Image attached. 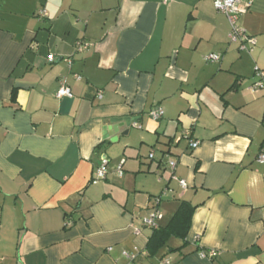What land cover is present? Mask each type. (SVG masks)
I'll use <instances>...</instances> for the list:
<instances>
[{
    "label": "crops",
    "instance_id": "1",
    "mask_svg": "<svg viewBox=\"0 0 264 264\" xmlns=\"http://www.w3.org/2000/svg\"><path fill=\"white\" fill-rule=\"evenodd\" d=\"M251 1L237 21L257 50L229 42L213 0H0L1 264H127L135 247V264H264V92L250 90L264 0ZM181 201L199 205L187 245L148 256L142 219L165 224Z\"/></svg>",
    "mask_w": 264,
    "mask_h": 264
},
{
    "label": "built area",
    "instance_id": "2",
    "mask_svg": "<svg viewBox=\"0 0 264 264\" xmlns=\"http://www.w3.org/2000/svg\"><path fill=\"white\" fill-rule=\"evenodd\" d=\"M251 0H213V7L216 12L223 14L229 23L230 33H229V42L230 43H239L242 49H246V45L254 46L255 40L254 38L248 36L244 30L238 27L237 20L240 16L246 14L251 7ZM37 18H45L46 12L44 10H39L36 14ZM85 45L78 46V50L84 49ZM207 60L209 61H218V56L210 55ZM49 62L53 61V57H49ZM250 90L254 93L257 92H264V71L254 68V81L251 84ZM72 96L71 90L67 85L65 79L60 80L59 89L56 92V98H70ZM150 117L152 120L157 121L159 120L163 112L161 109H154L150 112ZM190 149H196L198 147V142H190L189 143ZM152 155H150V158ZM257 162L259 164L264 163V147L261 149ZM175 163L169 162L168 166L171 171L175 169ZM106 161L102 160L100 165L96 169L93 174V178L91 183L96 184L102 180H104L106 176ZM173 179L178 181L179 186L182 189L186 188V182L183 180H178L174 175L172 176ZM165 197L163 193L157 200L158 202ZM162 219L161 214L157 210H152L150 214L142 219V226L148 228L150 230H155L158 228L159 221ZM134 235H139V230H134ZM122 255L126 258L127 264H135V260L139 255H145L144 252L138 250L136 247L133 249L132 253L123 252ZM204 255V254H203ZM216 255L215 251H208L207 256L209 259L214 258ZM1 264V261H0ZM159 264H171L168 260H162Z\"/></svg>",
    "mask_w": 264,
    "mask_h": 264
},
{
    "label": "trees",
    "instance_id": "3",
    "mask_svg": "<svg viewBox=\"0 0 264 264\" xmlns=\"http://www.w3.org/2000/svg\"><path fill=\"white\" fill-rule=\"evenodd\" d=\"M12 99H14V91L12 93ZM198 206L199 205H192L189 202L181 201L177 210L165 224H161L160 221L158 228L152 230V235L147 244L146 251L148 256L152 257L157 254L160 249L167 247L168 241L171 238L181 241L179 249L185 247L187 245V233L191 225L192 215ZM197 250L204 255L208 253V251L199 248ZM212 259L213 258H211V260Z\"/></svg>",
    "mask_w": 264,
    "mask_h": 264
},
{
    "label": "water",
    "instance_id": "4",
    "mask_svg": "<svg viewBox=\"0 0 264 264\" xmlns=\"http://www.w3.org/2000/svg\"><path fill=\"white\" fill-rule=\"evenodd\" d=\"M133 121H134L133 119H123L122 121L114 120L112 123H114V124H120L122 122L121 127L125 126L126 128H128V127H130V125H131V123ZM112 131H116V129H112Z\"/></svg>",
    "mask_w": 264,
    "mask_h": 264
},
{
    "label": "rangeland",
    "instance_id": "5",
    "mask_svg": "<svg viewBox=\"0 0 264 264\" xmlns=\"http://www.w3.org/2000/svg\"><path fill=\"white\" fill-rule=\"evenodd\" d=\"M240 17H241V16H240ZM240 17H239V18H240ZM239 18H238V19H239ZM262 23H264V20L262 21ZM237 25H238L239 28H241V27L239 26V24H238V21H237ZM262 43H263V42H258V44H257V41H256V44H255V48H254V49L257 50L258 48H260V45H261ZM258 65L260 66L259 63H258ZM263 70H264V69H263ZM263 70H262V71H263Z\"/></svg>",
    "mask_w": 264,
    "mask_h": 264
}]
</instances>
